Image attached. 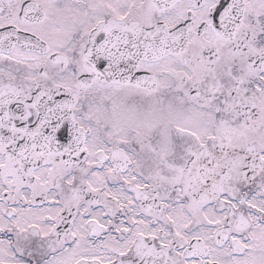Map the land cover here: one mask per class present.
Here are the masks:
<instances>
[{
	"label": "snow or ice",
	"instance_id": "snow-or-ice-1",
	"mask_svg": "<svg viewBox=\"0 0 264 264\" xmlns=\"http://www.w3.org/2000/svg\"><path fill=\"white\" fill-rule=\"evenodd\" d=\"M0 264H264V0H0Z\"/></svg>",
	"mask_w": 264,
	"mask_h": 264
}]
</instances>
